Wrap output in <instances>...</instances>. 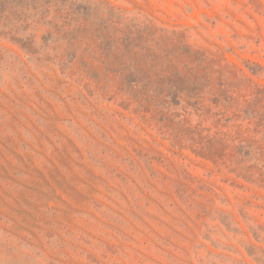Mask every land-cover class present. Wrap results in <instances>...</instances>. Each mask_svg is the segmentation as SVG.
Masks as SVG:
<instances>
[{
	"label": "rangeland",
	"instance_id": "374dc122",
	"mask_svg": "<svg viewBox=\"0 0 264 264\" xmlns=\"http://www.w3.org/2000/svg\"><path fill=\"white\" fill-rule=\"evenodd\" d=\"M0 264H264V0H0Z\"/></svg>",
	"mask_w": 264,
	"mask_h": 264
}]
</instances>
